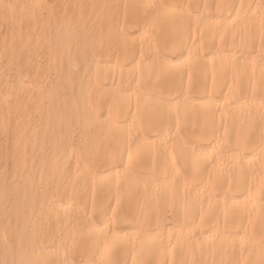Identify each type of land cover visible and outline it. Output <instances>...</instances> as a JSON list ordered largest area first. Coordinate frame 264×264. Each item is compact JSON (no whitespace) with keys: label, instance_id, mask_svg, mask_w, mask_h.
<instances>
[{"label":"bare ground","instance_id":"1","mask_svg":"<svg viewBox=\"0 0 264 264\" xmlns=\"http://www.w3.org/2000/svg\"><path fill=\"white\" fill-rule=\"evenodd\" d=\"M0 264H264V0H0Z\"/></svg>","mask_w":264,"mask_h":264},{"label":"rangeland","instance_id":"2","mask_svg":"<svg viewBox=\"0 0 264 264\" xmlns=\"http://www.w3.org/2000/svg\"><path fill=\"white\" fill-rule=\"evenodd\" d=\"M7 145H8V143H7ZM4 146H6V145H4ZM2 208H3L2 211H5L6 213H7L8 210H9V206H8V205H3Z\"/></svg>","mask_w":264,"mask_h":264}]
</instances>
